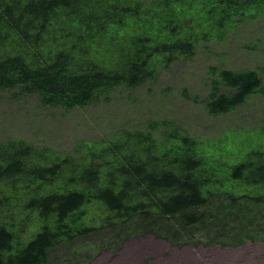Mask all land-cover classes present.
<instances>
[{
	"label": "trees",
	"instance_id": "obj_1",
	"mask_svg": "<svg viewBox=\"0 0 264 264\" xmlns=\"http://www.w3.org/2000/svg\"><path fill=\"white\" fill-rule=\"evenodd\" d=\"M261 16L264 0H0V92L83 107L156 81ZM263 84L257 71L221 70L205 110L229 113ZM232 133L197 139L151 119L73 153L0 141V264H50L57 248L105 230L110 246L146 234L174 246L264 241V131L241 132L259 141L245 154L228 148Z\"/></svg>",
	"mask_w": 264,
	"mask_h": 264
},
{
	"label": "rangeland",
	"instance_id": "obj_2",
	"mask_svg": "<svg viewBox=\"0 0 264 264\" xmlns=\"http://www.w3.org/2000/svg\"><path fill=\"white\" fill-rule=\"evenodd\" d=\"M224 69L257 71L264 83V16L239 23L220 42L198 44L194 56L176 59L160 70L156 81L133 89L117 88L92 105L71 110L47 108L37 95L19 94L16 90L0 92V141L19 138L38 148L73 153L78 141H108L121 127L139 129L145 121L164 119L180 125L187 135L197 139L217 141L233 131V143L228 148L245 154L259 141L241 132L255 128L264 131V94L251 95L229 113L209 116L205 100L210 82ZM110 234L108 230L95 232L78 238L74 248L66 250L61 246L50 256L49 263L264 264V241L246 240L235 246H174L146 234L125 239L121 236L110 246L104 241L112 240Z\"/></svg>",
	"mask_w": 264,
	"mask_h": 264
},
{
	"label": "bare ground",
	"instance_id": "obj_3",
	"mask_svg": "<svg viewBox=\"0 0 264 264\" xmlns=\"http://www.w3.org/2000/svg\"><path fill=\"white\" fill-rule=\"evenodd\" d=\"M108 96H109V95H108ZM250 97H251V95H250ZM100 100H101V99H100ZM91 105H92V104H91ZM209 116H210V115H209ZM216 117H217V116H216ZM216 117H215V118H216ZM143 123H144V122H143ZM142 125H143V124H142ZM142 125H141V126H142ZM258 127H259V126H258ZM130 128H131V127H130ZM246 128H247V127H246ZM250 128H251V127H250ZM225 130H226V129H225ZM225 130H224V131H225ZM227 130H228V129H227ZM233 130H235V129H233ZM114 131H115V130H114ZM116 131H118V130L116 129ZM116 131H115V132H116ZM222 133H223V132H222ZM125 243H127V242H125ZM125 243H123V244H125ZM101 252H102V251H101Z\"/></svg>",
	"mask_w": 264,
	"mask_h": 264
}]
</instances>
